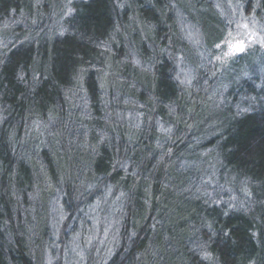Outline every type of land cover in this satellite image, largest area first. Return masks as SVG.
Instances as JSON below:
<instances>
[{
	"label": "trees",
	"instance_id": "trees-1",
	"mask_svg": "<svg viewBox=\"0 0 264 264\" xmlns=\"http://www.w3.org/2000/svg\"><path fill=\"white\" fill-rule=\"evenodd\" d=\"M236 1L264 26V0ZM182 5L0 0V25L14 24L0 40V264H39L48 188L73 213L69 199L84 205L103 186L123 198L107 264H264V49L230 58L221 76L199 71L184 90ZM112 74L134 89L145 79L149 96L114 103L103 81ZM84 138L99 141L93 157Z\"/></svg>",
	"mask_w": 264,
	"mask_h": 264
},
{
	"label": "rangeland",
	"instance_id": "rangeland-1",
	"mask_svg": "<svg viewBox=\"0 0 264 264\" xmlns=\"http://www.w3.org/2000/svg\"><path fill=\"white\" fill-rule=\"evenodd\" d=\"M46 1V0H45ZM49 1V0H48ZM213 6L204 4L202 8H196V0H183V7L176 13L177 21L182 28L184 38L190 43L185 48L187 59L180 58L177 62L178 78L184 90L192 85V82L199 78L201 71L206 70L209 79L222 75L223 67L228 64V60L235 55L245 54L251 48L264 49V26L255 17L254 10L248 13L243 5L236 0H206ZM35 2V0H34ZM51 5L53 2H51ZM54 14H52L49 27L54 28L57 23L54 17H59L61 9H56L54 4ZM56 9V10H55ZM222 20H226L227 28L223 39L214 46L211 51H205L211 41L215 39V34L221 35ZM13 22H4L0 25V40L5 43L13 28ZM215 33V34H214ZM243 51H237L240 45ZM219 45V46H218ZM196 64V68H195ZM143 77L147 75V70L139 72ZM107 75V74H105ZM103 78L106 86V93H115L114 103H120V98L125 99L122 103H138L139 97L149 96L148 85L143 84L136 89L132 88L133 78L127 80L122 75H111ZM140 79H138L139 81ZM110 84L114 87H110ZM114 89V91H113ZM134 92V93H133ZM107 95H109L107 93ZM216 110L213 107L208 115ZM56 144L61 145L63 139H54ZM88 149L89 156L93 157L96 149L99 148V141H89L83 139L78 143ZM66 150L61 151L62 156L71 159ZM68 154V155H67ZM87 160H92L88 155L82 154ZM69 161V160H67ZM61 176V181L66 183L73 178V168L71 164ZM91 184V183H88ZM87 184V185H88ZM80 185V184H79ZM88 186V190H91ZM99 196L84 205L73 204L76 198L73 196L69 200H74L70 206H74L73 213L68 212L64 205V193L61 188H48L45 198L47 203L40 202L43 209V222L47 226L45 235L38 233L33 238L40 239V244L36 246L37 261L39 264H107L115 245L118 242V225L120 223L121 209L123 206L122 193L114 188H100ZM44 191V190H43ZM46 193V192H44ZM91 195V194H90ZM77 202V201H76Z\"/></svg>",
	"mask_w": 264,
	"mask_h": 264
},
{
	"label": "snow or ice",
	"instance_id": "snow-or-ice-1",
	"mask_svg": "<svg viewBox=\"0 0 264 264\" xmlns=\"http://www.w3.org/2000/svg\"><path fill=\"white\" fill-rule=\"evenodd\" d=\"M219 46V45H218ZM244 48H243V45L241 44L238 48H237V51H243Z\"/></svg>",
	"mask_w": 264,
	"mask_h": 264
}]
</instances>
